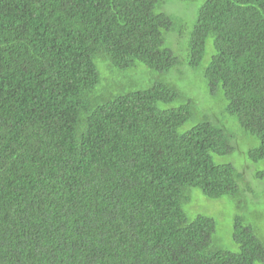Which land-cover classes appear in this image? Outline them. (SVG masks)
<instances>
[{"label":"trees","instance_id":"trees-1","mask_svg":"<svg viewBox=\"0 0 264 264\" xmlns=\"http://www.w3.org/2000/svg\"><path fill=\"white\" fill-rule=\"evenodd\" d=\"M166 3L0 0V264H264L248 178L264 165V0H203L189 40L187 65L258 141L242 172L217 162L239 140L173 82L101 87L99 61L178 68ZM225 197L237 252L203 208Z\"/></svg>","mask_w":264,"mask_h":264},{"label":"rangeland","instance_id":"rangeland-1","mask_svg":"<svg viewBox=\"0 0 264 264\" xmlns=\"http://www.w3.org/2000/svg\"><path fill=\"white\" fill-rule=\"evenodd\" d=\"M202 3L203 0H191L189 2L167 0V9L174 16L178 28H175L173 33L167 35L164 45L178 58L179 66L176 70L170 74H158L148 70L143 65H139L138 68L130 72H120L111 68L108 63L99 61L97 65L101 73V87H108L106 91L108 89L111 91L110 93L122 94L133 88L144 89L158 81L173 82L181 91L185 92L188 98L194 101L201 113L208 116L210 122L225 130L232 142L236 139L239 140L240 144L235 153L231 156L217 158V162H231L238 171L242 172L246 161L250 163L249 160H246L248 158L246 153L249 149L256 147L258 141L243 133L236 121L224 114V99L221 93H216L215 95L209 93L203 76L204 64L195 69L187 65L190 35ZM208 62L209 60L207 59L205 64L207 65ZM191 126L192 124H187L180 131L188 130ZM254 168V172L248 178L252 186L256 187V191H259L258 200L262 205L253 212L250 225H255L256 229L264 236V178L260 180L254 176L257 168L264 169V165L260 163L254 164ZM198 197L200 196L193 193L190 203L185 206V210L191 212L193 216L203 212L200 202L197 203V199L202 200V198ZM223 200H227V204L217 206L215 210L211 208L212 205L209 207L204 206L203 208H207L210 213H213L209 215H212L218 221L216 237L224 241L225 246L229 250L237 252L238 246L235 245L232 239L234 208L227 197ZM218 202L220 201H213V203ZM194 206L198 207L195 208ZM250 207L253 208L252 205Z\"/></svg>","mask_w":264,"mask_h":264}]
</instances>
